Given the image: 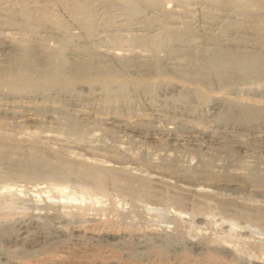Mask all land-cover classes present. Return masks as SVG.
Returning a JSON list of instances; mask_svg holds the SVG:
<instances>
[{"label":"bare ground","instance_id":"obj_1","mask_svg":"<svg viewBox=\"0 0 264 264\" xmlns=\"http://www.w3.org/2000/svg\"><path fill=\"white\" fill-rule=\"evenodd\" d=\"M154 78L160 80L151 82ZM162 78L179 80L184 86ZM215 91L264 99V0H0V112L16 117V110H22L26 117L46 111L51 125L56 114L62 121L56 120L46 130V138L57 142L60 150L66 149L64 152L68 150L64 142L82 139L77 119L87 120L91 113L138 135L141 126L146 128L151 121L176 127L183 124L191 139L195 134L206 140L228 122L240 131L264 127V107L225 97L211 99L209 93ZM161 92H173L175 96L160 97ZM24 123L23 130L19 127L20 134L24 131L29 138L45 134L43 124ZM172 128L164 135H170ZM34 149L0 150V178L32 182L72 175L86 186L102 185L101 177H90L84 170L61 169ZM73 150L71 154L77 152ZM2 205L0 202V219L2 210L8 211ZM41 240L43 243L46 237ZM189 244L188 249L196 253L204 249L199 242L190 240ZM9 260L6 257L2 262L10 264Z\"/></svg>","mask_w":264,"mask_h":264},{"label":"rangeland","instance_id":"obj_2","mask_svg":"<svg viewBox=\"0 0 264 264\" xmlns=\"http://www.w3.org/2000/svg\"><path fill=\"white\" fill-rule=\"evenodd\" d=\"M162 79L184 86L176 79ZM158 80L150 79L151 82ZM160 94L164 98L175 96L173 92ZM209 94L211 99L225 97L264 107V99L258 96H233L216 91ZM16 111V117L0 112V128L3 127L0 131L4 132L0 134V150L10 152L17 147L33 151L35 148L61 169L84 170L90 177L99 176L103 180L102 185L86 186L72 175L35 182L8 177L12 182L5 180L7 177L0 178V202L3 203L2 209L8 210H2L4 216L0 219V264L6 257L11 260L10 264H264V127L241 128L240 131L238 126L228 122L220 125L221 130L212 132L211 140L210 137L206 140L195 134L191 139V133L183 124H178V128L165 121H153L156 124L151 121L146 128L141 126L138 135L115 124H107L100 116L91 113L87 120L77 119L81 143L71 139L64 142L68 149L66 154V149L60 150L57 142L46 138V130L59 122L60 117L53 114L55 118L51 125L52 120L48 121L46 111L26 117L22 110ZM43 115H46L45 119ZM30 121L43 124L45 134L41 133L42 137L29 138L31 136L26 137L24 131L20 134L24 122ZM172 127L174 130L167 134L168 138L164 134ZM151 130L154 132L149 133ZM72 150L77 152L72 155ZM98 159H104L103 166ZM88 162L93 166H88ZM88 167L94 169L88 170ZM6 206L10 209L3 208ZM3 217L8 218L7 221ZM41 237H46L48 244L42 243ZM189 239L204 245L203 252L188 249ZM173 243L174 246L178 244L174 247ZM156 245L163 249L156 248Z\"/></svg>","mask_w":264,"mask_h":264}]
</instances>
